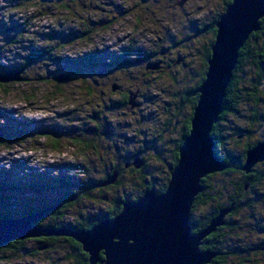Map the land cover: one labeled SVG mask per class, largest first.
Listing matches in <instances>:
<instances>
[{"label": "trees", "instance_id": "trees-1", "mask_svg": "<svg viewBox=\"0 0 264 264\" xmlns=\"http://www.w3.org/2000/svg\"><path fill=\"white\" fill-rule=\"evenodd\" d=\"M161 1L164 2L20 0L15 6L17 12L22 13L26 8L32 9L29 7L32 4L40 5L44 15L56 17L60 24L70 25L65 31L58 28L53 32H38L37 40L45 46L28 51L19 64L7 66L2 62L3 47L14 48L19 44L17 39L22 33H27L30 23H18L17 19L10 18V26L2 25L15 32L8 43L0 46V77L16 73L23 76L26 73L23 82L49 85L55 91L54 97L59 94L63 96V87L75 83L84 88L87 98L93 101L89 103H95V108L93 113L88 114L87 125L82 127L77 125L80 118L77 110L59 114V118L64 123L66 121V126H60L54 123L34 125L24 119L19 121L0 108V115L9 119L8 123H0V149L12 151L20 148L28 153L42 146L62 154L77 146L83 155L90 151L97 153L104 139L109 142L113 141L112 136L120 137L113 133L114 130L128 131L131 127L127 121L105 120L107 109L119 116H126L128 121H134L132 116L140 111L138 107L142 103L153 102L162 107L165 104L162 132L170 135L178 131L180 141L176 144L177 140L174 139L163 140L162 132L153 135L152 128L158 123L147 128L143 119H138L139 127H142L137 133L142 137L152 136L151 139L145 138L142 145L150 143L147 150L154 154V159L165 163L157 168L158 173L162 171V179L150 173L147 159L144 158L146 151L140 149L142 145L137 148L132 145L137 137L123 136L121 143L118 141L107 147L102 146L100 149L106 150L108 162L99 172L91 168L92 162L81 157L73 162H53L50 171L45 164L39 168L32 166V156L13 159L8 167H0V220L5 217L38 216L31 227L58 231L90 230L101 222V216L109 219L116 217L122 210L123 201H136L149 190L157 194L165 191L171 170L178 162L183 138L190 130L198 102V96L193 97L192 94L205 79L217 35L216 25L232 0H220L214 10L206 12L203 7L187 17L190 25L183 28L184 34L182 31L174 33L181 30V25L176 23L177 16L170 10L173 6H163ZM175 1L171 0L170 4L175 5ZM180 1L182 3L184 0ZM193 1L186 0L184 5L188 6L186 3ZM196 1L199 4L202 0ZM179 2L177 6L181 8L183 4ZM204 10L205 14H202ZM127 19V29L132 37H125L126 41L124 39L121 43L113 41L109 32ZM32 36L34 40L35 34ZM98 39H103L105 43L102 40L97 42ZM104 44V49H100L99 46ZM75 45L82 46L81 54L62 55ZM196 64L198 68H195ZM153 66L157 68H149ZM177 69L179 76L183 73L190 80L184 81V86L176 92L167 88L156 90L158 85L165 82L156 77L158 74L169 78L172 83L180 81L182 84L173 73ZM192 78L195 80L192 81ZM4 88L7 89L8 85L0 83V90ZM131 101L135 107L130 105ZM79 111L82 113V110ZM185 125L187 128L184 129ZM211 135L217 155L226 168L202 180L204 191L197 197L192 209V231L194 234L200 233L222 210L231 209L224 219L225 224L203 240L201 250L217 254L210 264H264V223L253 225L250 229L253 235L246 230L250 226L243 225L244 222L240 220L244 213L249 220L255 218L253 212L264 200V194L260 192L264 182V164H257L250 173L242 170L247 152L259 142H264V18L260 20L259 30L250 36L240 50L238 64L226 90L220 121L213 126ZM168 142L172 146L175 142V145L171 148L172 152L165 155L164 151L168 149L163 151L159 148L165 147ZM239 143L242 144L241 148L237 147ZM136 159L144 162L140 169L133 166ZM14 168L18 169L17 176ZM128 171L136 174L132 182L137 183L134 193L138 194L128 195L122 191L125 189L122 178ZM114 173H117L114 184L102 186ZM217 176L219 180H213ZM97 205L104 206V210L97 212ZM86 211L94 214L85 218L83 215ZM196 212L200 214L197 216ZM13 262L90 264L89 255L82 246L65 236L11 241L0 246V264Z\"/></svg>", "mask_w": 264, "mask_h": 264}, {"label": "water", "instance_id": "water-1", "mask_svg": "<svg viewBox=\"0 0 264 264\" xmlns=\"http://www.w3.org/2000/svg\"><path fill=\"white\" fill-rule=\"evenodd\" d=\"M264 18V0H232L218 21L217 35L204 81L196 92L189 132L179 148L178 162L162 194L149 190L136 201H127L114 218H104L90 230H54L31 227L37 217L0 220V246L47 236H65L78 242L90 264H210L217 256L201 250L203 240L225 224L231 209L222 210L200 233L192 231V209L204 191L202 180L225 170L211 135L220 121L226 90L240 58V50ZM156 69V66L149 67ZM19 73L0 77V83L20 82ZM132 107L136 105L130 102ZM264 162V142L246 154L245 173ZM144 162L136 159L134 168ZM117 173L102 185L114 184ZM101 255L104 257L101 261Z\"/></svg>", "mask_w": 264, "mask_h": 264}, {"label": "rangeland", "instance_id": "rangeland-1", "mask_svg": "<svg viewBox=\"0 0 264 264\" xmlns=\"http://www.w3.org/2000/svg\"><path fill=\"white\" fill-rule=\"evenodd\" d=\"M177 1L179 2V0H176L174 3L175 5L166 4L165 0L164 2L161 1L160 3L163 6H166V5L170 7L173 6L170 8V10H172V12H175V15L177 16L175 17L176 23H178V25H181V30H178V31L175 30L174 33H178L182 31L183 34L185 32L183 28L190 25V23H187L186 21L187 17H189L190 15L194 14L195 12L199 10H202L203 7L205 8L206 12H209L210 9L214 10L215 5L217 7L220 2V0H218L216 3H215V0H202V1H199V4H198V2L195 0L190 3L189 2L186 3V4H189L188 6H185L183 4L181 8H178ZM19 2L20 0H0V46L1 47L5 45L6 43H8L7 41H10L9 37L13 36L15 32V31H10L7 28L8 26H10V21H9L10 18L17 19L18 23L26 22V21L30 22L28 24L27 33L26 32L22 33V35L19 36V39H17L18 41H20L19 44H17L14 48H6L5 46L3 47L4 50H3V55H2V62L4 65H7V66L19 64L21 58L28 51L37 49L38 46H45L37 40L38 32L39 33H44V32L47 33L50 31L53 32L52 30H55L58 28L65 31L70 25V23L60 24L59 20L56 17L44 15V10L42 9V6L37 5V4L34 6H32L33 5L32 4L29 6L32 9L26 8L23 10L22 13H19L17 12L15 8V6ZM205 10L202 12V14H205ZM69 18L70 16H68V19ZM127 21L128 19L123 20L119 24L120 25L119 27L116 26L112 31L109 32L108 35L112 37L113 41L116 42L118 40L119 43H121V41L124 40L125 37L128 36V39L132 37L129 29H127ZM2 24L6 25L7 27H4ZM32 34H35L34 40H32L33 39ZM181 35L182 34H180V36ZM106 36H107V33H106ZM180 36L177 35L178 38H181ZM101 40L102 42H104L103 39H100V40L98 39L97 42ZM97 42L94 45H96ZM113 44L115 45L116 43H113ZM81 47H82L81 45H75L72 49H68L66 53H65L66 50L62 52V55L70 54L72 56H75V55L81 54L82 53ZM104 47H105V44L103 46H99L100 49H104ZM172 57L175 58V54H173ZM196 62H198V60H196ZM195 68H198L197 64L195 65ZM32 72L33 71H31V74ZM179 72L180 71L177 69L173 73L176 75V77H178L182 81L181 82L182 84L179 83L180 81L172 83L169 80V78L167 79V77H165L164 75L158 74L156 77L160 78L161 80H165V82L164 83L162 82V85H158L156 87V90H159L162 88L170 89L173 92L180 90L184 86V81L190 80V78L187 75H182L183 73L181 74V76H179ZM19 78L22 81L21 83L20 82L6 83V85H8V88L7 89L4 88L0 90V108L4 109L7 113H9L10 117H12L13 119H17L19 121L24 119L26 121L33 123L34 125L36 124L47 125V124L54 123L60 126H63L62 124L66 126L65 124L66 121L64 123V121L61 118H59L58 115L64 112L70 111V110H77L78 113L80 114V118L77 120L78 121L77 125L79 127L87 125L88 114H90L91 111L92 113L94 112L95 103H89L92 100L87 98V95L84 93V88H81L75 83L74 84L70 83L66 85L65 87H63L64 88L62 92L63 96L59 94L56 97H54L53 94L55 93V91L51 86L35 85L34 83L23 82V78H26V73L23 76L19 74ZM194 80L195 79L192 78V81ZM164 106L165 104H163V107H162V105L159 106L156 102L142 103L138 107L140 111L136 115L132 116L134 121L132 120L128 121L126 119V116H119L115 112H110L107 109V112H105L107 116L104 117L105 120H108L111 122L112 119H116V120L118 119L120 121V122L118 121L119 123L127 121V122H130L129 125H131V127H130V130L128 131L122 130V129H118V131L114 130L113 133L118 134L120 137L112 136L113 141H109V142L104 139L102 144H100V148L102 146L107 147L108 144H113L114 142H118V141L119 143H121L120 138L123 142V136L127 138L137 137L135 141L133 140V144H132L135 148L139 147V145H142L143 140L149 137H142L137 133V130L141 129L142 127V126L139 127V123H138L139 118L143 119V123L144 125H146L147 128L153 126L155 123H158V125L155 128H152V134L156 135L157 133H161L163 130L161 129L162 128L161 125L163 121H165V115H166ZM79 110H82V113H80L81 111ZM8 122H9V119L7 116L0 115V123H8ZM88 124L91 125L90 122ZM162 134H163L162 136L164 137L163 140H166V141H168V139L169 141L170 139L176 140L179 137L178 131L170 133V135L168 134V132H164V133L162 132ZM151 138L152 136L149 139ZM32 139L33 138H31V140ZM139 140H141V142L138 144ZM147 145H150V143L146 145H142V147H140V149H142L144 152L146 151L144 154V158L147 159V163H148L147 167L150 168L149 169L150 173L151 172L153 174L155 173V176L161 178L163 177L162 171H159L158 173L157 168L159 167L161 168V165L165 163H162V162L160 163L159 160L154 159L153 158L154 154L151 153V151L147 150ZM174 145H175V142L173 143V146ZM173 146L172 144H170V142H168V144L165 147L161 146L159 149L160 150L171 149ZM237 147L241 148L242 144L239 143ZM78 148L79 147L76 146L73 149L65 150L66 152L62 154L54 153L48 147L45 148L42 146L41 148H38V149L35 148L33 151L28 152V153L22 152L20 148L14 149L12 151H8L6 149H0V167H3V166L8 167L9 166L8 164L12 163L11 160L13 159L18 160L17 158H20V157L25 158L28 156L33 157V161L31 165L34 166L35 168L37 167L39 168L42 164H45L48 169L53 162H56V161L73 162L75 160H78L79 157H81L82 159L86 158V161L92 162L91 168H96L95 170L99 172L100 170H102L101 167L103 166V164L108 162L106 150L99 148L97 153H95V151H90L86 153V155H83L80 153ZM164 152H165V155H167L168 151H164ZM262 164H264V162ZM17 171L18 169L16 168L13 169V172L15 175ZM124 178H122V182L124 184L123 188L125 189L122 191L128 195L138 194V192L134 193L137 183L132 182L136 178V174L133 175L129 173L128 171L126 175H124ZM213 180L215 181L219 180V176L215 177ZM261 189L262 190H260V192L264 194V182L262 184ZM94 209L95 207L93 208V210ZM103 210H104V206H98V205L96 206L97 212H101ZM253 213H254L253 217L255 218H252L251 220H249L245 216L246 215L245 213L242 214L243 216L241 215L240 217V220L244 222L243 225L246 224L247 226H250V227H247L246 230L252 233L253 231H251L250 229L253 228L254 224L258 222L260 224L264 223V200L259 203L258 208L255 209ZM90 214H94V213L91 211L90 212L86 211L83 216L87 218ZM198 214L200 213L199 212L195 213V215L197 216ZM254 237H255L254 240H256L257 237L256 236ZM7 264H10V263H7ZM12 264H19V263L13 262Z\"/></svg>", "mask_w": 264, "mask_h": 264}, {"label": "flooded vegetation", "instance_id": "flooded-vegetation-1", "mask_svg": "<svg viewBox=\"0 0 264 264\" xmlns=\"http://www.w3.org/2000/svg\"><path fill=\"white\" fill-rule=\"evenodd\" d=\"M165 1H166L167 4H170V2H171V0H165ZM185 2H186V0H184L182 3H181V1H180L179 4H184ZM124 39H125V38H124ZM126 39H127V37H126ZM126 39H125V41H126ZM200 78H201V77H200ZM199 80H200V79H199ZM195 92H196V91H195ZM195 92H194V93H195ZM194 93L192 94L193 97L196 96ZM186 120H187V119H186ZM185 128H187L186 125L184 126V129H185ZM160 137H161V136H160ZM179 137H180V134H179ZM179 137H178V139H176V140H177V141H176V144L180 141ZM167 151H168V152L170 151V153H171V152H172V149H171V150L168 149ZM134 162H135V161H134ZM155 178H158V177L156 176ZM125 202H127V201H125ZM122 203H124V201H123ZM102 217H103V216H101V221H102ZM103 259H104V257L101 255V261H103ZM97 264H101V263H97Z\"/></svg>", "mask_w": 264, "mask_h": 264}, {"label": "bare ground", "instance_id": "bare-ground-1", "mask_svg": "<svg viewBox=\"0 0 264 264\" xmlns=\"http://www.w3.org/2000/svg\"><path fill=\"white\" fill-rule=\"evenodd\" d=\"M20 166V165H19ZM27 170V169H26ZM83 221V220H82ZM33 250V249H32ZM45 250V249H44ZM8 253V252H7ZM10 256V255H9ZM54 256V255H53Z\"/></svg>", "mask_w": 264, "mask_h": 264}]
</instances>
